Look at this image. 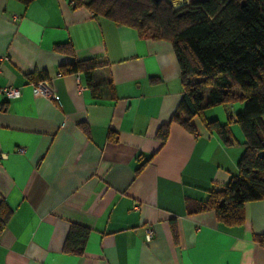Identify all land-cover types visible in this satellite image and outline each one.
<instances>
[{"label":"crops","instance_id":"obj_1","mask_svg":"<svg viewBox=\"0 0 264 264\" xmlns=\"http://www.w3.org/2000/svg\"><path fill=\"white\" fill-rule=\"evenodd\" d=\"M65 42L73 55L54 49ZM89 59L91 86L82 72L59 74L62 64ZM41 80L55 98L33 92ZM5 87L19 96L0 92V200L12 209L0 264H264L253 241L264 234V200L246 202L236 226L213 210L189 212L237 174L244 136L234 122L229 143L199 117L195 134L170 122L183 88L169 41L69 0H0ZM242 107L213 106L203 117L226 124ZM167 123L162 144L156 133ZM72 223L89 229L80 255L62 250Z\"/></svg>","mask_w":264,"mask_h":264},{"label":"trees","instance_id":"obj_2","mask_svg":"<svg viewBox=\"0 0 264 264\" xmlns=\"http://www.w3.org/2000/svg\"><path fill=\"white\" fill-rule=\"evenodd\" d=\"M28 5L33 0H16ZM171 5H169L167 2ZM69 0L72 8L85 7L94 17L134 29L140 37L152 36L169 41L175 53L183 95L170 122L195 134L193 117L215 132L225 143L231 141L229 125L234 122L244 136V151L237 162V174L222 187H211L205 200L194 204L190 213L213 210L217 221L226 226L244 222V204L264 200V0ZM184 6V7H182ZM177 9V10H173ZM156 33L148 35L149 30ZM58 52L73 55L69 42L57 43ZM94 60L72 61L58 67L59 74L82 72L91 86ZM44 75H40L42 79ZM240 102L242 110L234 121L220 124L206 120L204 110L226 103ZM169 123L157 130L163 144ZM144 162L136 169L138 172ZM12 209L0 200V235ZM171 232H177L171 222ZM89 229L72 223L62 250L84 252ZM264 247V234L253 235Z\"/></svg>","mask_w":264,"mask_h":264},{"label":"built area","instance_id":"obj_3","mask_svg":"<svg viewBox=\"0 0 264 264\" xmlns=\"http://www.w3.org/2000/svg\"><path fill=\"white\" fill-rule=\"evenodd\" d=\"M31 86L33 92L49 99L55 98L52 83L50 81L48 80L37 81L35 83H32ZM0 92L4 93L8 98H15L19 96V90L14 88H9V87L1 88ZM151 236H152L151 229L147 228L145 230L146 240H150Z\"/></svg>","mask_w":264,"mask_h":264},{"label":"rangeland","instance_id":"obj_4","mask_svg":"<svg viewBox=\"0 0 264 264\" xmlns=\"http://www.w3.org/2000/svg\"><path fill=\"white\" fill-rule=\"evenodd\" d=\"M166 1V0H165ZM191 1H193V0H191ZM167 2V1H166ZM168 3V2H167ZM169 4V3H168ZM170 5V4H169ZM190 5V4H189ZM171 6V5H170ZM187 6V5H186ZM184 7V6H183ZM172 8V7H171ZM182 8V7H181ZM173 9V8H172ZM178 9H180V8H178ZM156 32L154 31V30H149L148 31V35H152V34H155Z\"/></svg>","mask_w":264,"mask_h":264},{"label":"water","instance_id":"obj_5","mask_svg":"<svg viewBox=\"0 0 264 264\" xmlns=\"http://www.w3.org/2000/svg\"><path fill=\"white\" fill-rule=\"evenodd\" d=\"M155 4H158L161 0H152ZM187 6H190V5H187ZM174 11L177 10V9H173Z\"/></svg>","mask_w":264,"mask_h":264},{"label":"bare ground","instance_id":"obj_6","mask_svg":"<svg viewBox=\"0 0 264 264\" xmlns=\"http://www.w3.org/2000/svg\"><path fill=\"white\" fill-rule=\"evenodd\" d=\"M186 5H188V0H187V4ZM186 5H184V6H186ZM183 7V6H182ZM181 8V7H180ZM178 9V8H177Z\"/></svg>","mask_w":264,"mask_h":264}]
</instances>
